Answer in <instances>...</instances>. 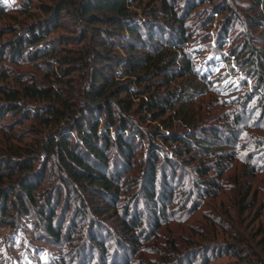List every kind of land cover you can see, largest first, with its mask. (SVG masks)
<instances>
[{
  "label": "trees",
  "instance_id": "1",
  "mask_svg": "<svg viewBox=\"0 0 264 264\" xmlns=\"http://www.w3.org/2000/svg\"><path fill=\"white\" fill-rule=\"evenodd\" d=\"M37 1L21 0L15 7L16 12L33 16L29 22L0 27V39L2 33L10 35L0 41V63H40L48 80L40 84L32 78L23 80L19 76L14 78L15 86L0 84V133L5 131L1 121L7 114L14 126H20L27 118L43 124L46 129L37 146L46 166H43L44 170L34 169L30 156L23 155L28 151L26 148H18L22 151L19 152L12 147L0 156V180L15 176L13 182L0 186V219L7 218L9 204L25 209L24 201H28L44 222L46 234L58 241L59 228L51 225L55 207L62 200L58 219L69 207L72 220L81 219L82 224H87L86 219L90 216L96 224H88V235L91 244L101 249L96 233L100 225L98 219L114 211L112 203L118 199V183L143 141L147 144L142 175L145 200L150 202L154 198L155 183L156 197L162 201L170 198L168 186L171 185L174 161L167 153H161L162 148L153 142L155 138L179 159L184 153H199L209 159L196 170L198 180L209 187L207 193L212 196L213 182L207 178V173L221 168L225 148L215 143V132H198L193 113L180 112L186 106L185 101L192 97L191 93L205 92L195 74L201 72L204 76L211 58H207L206 66L197 64L198 59H204L198 58L200 51L205 53L206 50L193 46L194 40L188 36L184 22V16L188 19L190 10L205 0H153L155 6L142 7L140 16L131 6H138L142 0ZM182 1L185 2L180 6ZM206 1L210 3L211 13L224 17L222 35L224 31L227 36L228 29L235 23L246 28L264 27V15L255 11L260 0H250L249 10L253 13L246 17V22L228 6V0ZM35 8L39 14H35ZM6 14L0 6V20ZM228 15L232 19H227ZM204 21L210 25L205 18L196 23ZM58 31L60 34L53 37L52 33ZM249 33H242L241 48L230 53L239 63V69L251 76L253 83L242 102L248 103L254 98L249 105L257 104L264 120V35L261 33L254 38L261 42L260 46L253 43ZM71 44L80 46L76 50L65 48ZM57 45H63L58 50L65 51L64 55L56 54ZM218 53L219 60L227 63V56ZM72 72L79 74L77 86L70 84ZM182 76L185 82L181 80L174 87L170 86L176 77ZM227 80L219 81L214 89L234 97L233 83L224 88ZM161 85L164 88L160 89ZM72 96H76L75 100ZM178 112L181 113L179 117ZM166 114L170 122L163 120ZM173 115L178 118L181 129L172 128ZM6 128L10 133L11 126ZM18 136L15 138L21 137ZM31 152L35 153V149ZM159 155L161 162L157 168ZM49 162L53 163L54 180L40 199L34 200V191L49 170ZM157 170L159 175L156 177ZM195 184L205 187L197 181ZM82 192L97 204L86 210ZM74 201L78 204L71 207ZM135 215L131 209H124L122 216H129L121 224L126 232L131 233L132 226L139 225L140 220ZM256 232L259 239L255 246H245L235 237V243L218 246V253L232 256L238 264H264V229L258 228ZM190 249L200 259L207 258L201 246ZM185 251L176 252L165 261L160 259L158 264H190L188 259L193 252ZM166 255V252L159 253L161 257Z\"/></svg>",
  "mask_w": 264,
  "mask_h": 264
},
{
  "label": "rangeland",
  "instance_id": "2",
  "mask_svg": "<svg viewBox=\"0 0 264 264\" xmlns=\"http://www.w3.org/2000/svg\"><path fill=\"white\" fill-rule=\"evenodd\" d=\"M20 2L21 0H0V6H3L7 13L0 20V27L2 24H23L33 18L19 11L16 12L15 7ZM184 2L182 1L180 6ZM154 4L153 0H142L136 7L132 5L131 9L140 16L142 7L150 8L155 6ZM249 4L251 5L250 0L235 2L228 0V6L232 7L239 19L244 22L246 17L253 13L249 10ZM209 8L210 3L205 0L204 3L190 10L188 19L184 16L185 30L192 38L191 40H194L193 46L206 50L205 53L200 51L198 58L204 59H198L197 64L206 66L207 58L210 57L211 60L204 76H201V72L195 74L203 84L202 92H205L191 93L192 97L185 101L186 106L180 112L193 113L198 132H215L217 136L215 143L225 148L221 168L217 171L211 169L207 173V178L213 182V195H209L207 193L209 187L198 180L196 170L201 164L205 165L209 159L199 153H184L183 158L179 159L173 156L172 151L159 139L155 138L153 142L162 148L161 153H167L174 161L171 185L168 186L170 198L162 201L156 197L155 183L154 198L150 202L145 200L142 191V175L147 144L143 141L134 152L131 166L123 173L118 183V199L112 203L114 211H109L103 219H98L100 225L96 228V233L101 249L91 244L88 224L96 223L90 216L86 219L87 224H82L81 219L72 220V209L69 207L58 219L59 211L63 206L62 200H59L51 225L59 228L57 241L49 238L44 222L36 215L31 204L24 201L25 209L7 204L8 213L5 215L7 218L0 219V264H158L160 259L168 260L176 252L179 254L185 250L193 252L190 248L194 246H201L207 258L200 259L197 255H193V252L188 259L190 264H238L232 256L220 255L218 246H223L224 243H235V237L239 238L245 246L248 244L255 246L259 239L256 230L264 229V120L257 104L249 105L250 102H254V98L248 103L242 102L243 95L247 90L252 89L253 83L251 76L245 75L239 69V63L234 61L235 58L230 52L232 50L237 52L241 48L242 33L245 31H250L248 35L253 36V43L261 46V42L254 38L257 39L261 33L264 35V27L246 28L243 24L235 23L229 29L227 28V36L224 35V31L222 35L220 30L224 17L211 13ZM37 11L35 8V14H39ZM255 11L264 15V0H260L259 8ZM209 16H211L210 19ZM201 18H205L210 25L207 26L205 21L196 23ZM226 18L231 17L228 15ZM60 32H54L52 36ZM9 36L8 33H2L0 41ZM62 46L57 45V50L62 49ZM79 46V44H71L65 45V48L76 50ZM219 51L227 56V63L219 60ZM56 54L62 56L65 51L58 50ZM219 71L221 72L216 74ZM44 73L43 65L40 63L22 62L16 65L3 61L0 63V84L15 86L14 78L19 76H22L23 80L32 78L37 83H47L48 79ZM78 76L79 74L72 72L69 77L70 84L77 86ZM227 78L224 88L233 83L232 89L236 90L232 93L234 97L225 96L222 90L214 89L219 81ZM181 80L185 82L184 76L176 77L170 86L174 87ZM167 85L169 87V84ZM162 88L164 87L161 85L160 89ZM152 89L153 87L150 88ZM75 98L76 96H72V99L75 100ZM180 112L177 114L178 117ZM162 118L170 122L168 114ZM171 119L174 130L182 128L178 118L176 119L173 115ZM1 123L5 125V131L0 133V156L12 147L19 152H22L20 151L22 148H26L28 151L23 155L30 156L32 167L44 170L43 166H46V163L44 159H41V149L37 145L46 127L31 118L25 119L20 126H14L8 114ZM8 126H11L10 133L6 128ZM145 127L143 125V128ZM19 129L21 130L18 131ZM18 134L23 135L19 139L15 138L19 137ZM33 149L35 153L31 152ZM160 162L161 156L157 162V168ZM48 168L43 181H40V185L34 191V200L40 199L45 189L54 180L51 174L52 162H49ZM158 175L157 170L156 177ZM13 180L15 176L2 177L0 186L6 182L11 183ZM195 181L205 187H197ZM81 199L85 202L86 210L97 204L96 200L87 198L84 192ZM250 202H252L251 205ZM77 204L78 202L74 201L70 206L74 207ZM125 208L131 209L140 220L138 226H132L134 230L131 233L126 232L121 225L129 217L122 216ZM126 236L130 239H125ZM162 252H166L167 255L159 256ZM204 259H206L205 262Z\"/></svg>",
  "mask_w": 264,
  "mask_h": 264
}]
</instances>
